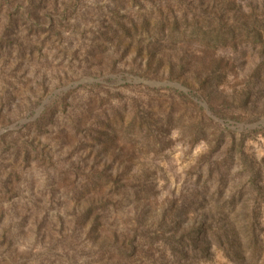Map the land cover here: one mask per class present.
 <instances>
[{
	"label": "rangeland",
	"instance_id": "rangeland-1",
	"mask_svg": "<svg viewBox=\"0 0 264 264\" xmlns=\"http://www.w3.org/2000/svg\"><path fill=\"white\" fill-rule=\"evenodd\" d=\"M0 264H264V0H0Z\"/></svg>",
	"mask_w": 264,
	"mask_h": 264
},
{
	"label": "water",
	"instance_id": "water-1",
	"mask_svg": "<svg viewBox=\"0 0 264 264\" xmlns=\"http://www.w3.org/2000/svg\"><path fill=\"white\" fill-rule=\"evenodd\" d=\"M175 86L180 87V86L177 85V84H176ZM180 88H181V87H180ZM43 104H44V102H43V103L37 108V110H36L37 112H39V111L42 109ZM256 125H257V123H256V124H253V125H246V126H247V127H253V126H256ZM240 126L242 127V126H244V125L241 124Z\"/></svg>",
	"mask_w": 264,
	"mask_h": 264
},
{
	"label": "trees",
	"instance_id": "trees-1",
	"mask_svg": "<svg viewBox=\"0 0 264 264\" xmlns=\"http://www.w3.org/2000/svg\"><path fill=\"white\" fill-rule=\"evenodd\" d=\"M180 93H181L183 96H185V95L187 96V94H186L185 92H180Z\"/></svg>",
	"mask_w": 264,
	"mask_h": 264
}]
</instances>
